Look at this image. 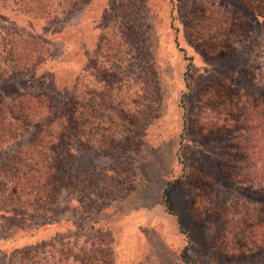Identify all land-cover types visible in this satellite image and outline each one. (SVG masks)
<instances>
[{
	"label": "rangeland",
	"instance_id": "374dc122",
	"mask_svg": "<svg viewBox=\"0 0 264 264\" xmlns=\"http://www.w3.org/2000/svg\"><path fill=\"white\" fill-rule=\"evenodd\" d=\"M82 1L75 8H60L53 20L0 9V35L34 34L52 46V57L35 69L0 79L1 101L25 91L52 96L85 75L94 95L90 115L96 132L91 146L80 142L71 151L78 174L91 179L88 217L73 200L55 213L69 222L0 239V259L61 232L55 247L42 249L46 264L60 259L50 258L51 252L58 257L75 240L94 247L103 243V249L107 236L113 264H264V243L245 248L243 255L222 247L225 221L235 232L238 218L255 208L256 223L262 222L264 182L255 179L263 180L264 172L255 176V169L249 176L254 185L224 177L235 161L254 164L245 157L252 145L234 141L242 129L224 138L215 130L231 128V121L221 122L226 112L220 111V101L231 93L252 96L264 108L259 0H146L144 7L139 0ZM34 81L39 84L32 87ZM54 98L56 106L61 95ZM18 146L6 143L2 155ZM101 167H115L119 174H106ZM80 189L76 185L73 193ZM82 223L86 226L79 229ZM71 225L75 228L68 232ZM2 227L0 236L15 231L9 222ZM241 238L249 243L247 235Z\"/></svg>",
	"mask_w": 264,
	"mask_h": 264
},
{
	"label": "trees",
	"instance_id": "16d2710c",
	"mask_svg": "<svg viewBox=\"0 0 264 264\" xmlns=\"http://www.w3.org/2000/svg\"><path fill=\"white\" fill-rule=\"evenodd\" d=\"M82 2V0H0V9L18 11L34 19L53 20L59 15L60 8H67V6L75 8ZM139 2L140 6H146V0H139ZM259 2L261 7L257 11L264 12V0ZM122 14L126 15L123 8ZM51 57L52 46L41 36L11 32L0 35V79L19 75L24 70L35 69ZM86 78L85 75L77 77L71 88L58 90V93L54 92L52 96L25 91L10 95L7 102L0 99V228H3L2 225L6 222L15 227L13 233L0 236V239H7L18 231L32 232L43 226L69 222L70 219H58L55 213L68 208L73 200L78 201L84 212L87 211L82 213L84 218L88 217L91 206L89 202V190H92L91 179L86 176L84 178V174H78L77 168L73 165L74 155L71 153L78 143L82 142L85 146H91L95 138L96 132H93L91 127L90 115L94 95L88 89V83L83 81ZM36 84L39 83L34 81L32 87L37 86ZM65 91H70V96L64 97L62 92ZM55 94L61 95L56 106L54 105ZM214 96L216 97L217 94ZM220 102V104L224 103V107H219L220 111L226 112V118L221 122L231 121V125H228L231 128L222 130L215 128V130L218 131L220 138H224L231 130L236 132L242 129V133L234 137V141L241 144L244 143L241 139H244L247 141L246 144L244 143L246 146H248V140L250 141L252 150L248 154L249 145L245 150V157L254 163L250 167V165H238L235 161L226 167L224 177L233 178L239 183L251 181L249 176L255 169V176L259 170L262 174L264 172V108L253 103L252 96L244 94L231 93L229 99H223ZM102 106L101 101L98 108ZM229 114L232 117L227 119ZM99 122L102 123V121ZM147 124H149L148 121L143 122L142 137L145 136ZM230 136L232 137L233 134L231 133ZM113 140H116L115 137L111 138V141ZM8 142H17L19 146L2 155V147ZM98 146L102 148V144ZM231 146L227 145V147ZM228 152L231 150L228 149ZM241 157L242 155L235 156L237 160ZM235 158L232 157L231 160L234 161ZM84 167L89 168L87 165ZM101 169L106 174L114 173L116 177L119 174L115 167H101ZM255 180L264 182V179ZM257 182L256 185L262 188V183L257 184ZM78 184L81 189L74 194ZM251 184L254 185L252 181ZM65 191L71 196L63 195ZM63 203L65 205L60 207ZM258 214L255 208L243 214V217L238 218L236 222V224L239 223V228L237 227L235 232L228 220L225 221L220 230V238L224 242L222 247H233V252H240V255H243L245 248L254 249L264 243V216L262 222L256 223L260 221ZM219 216L226 220L222 214ZM85 226L82 223L78 228ZM73 228H75L73 225L68 227V232ZM250 229L249 234H241L242 231L247 233ZM4 230L8 232L7 229ZM60 235L61 232H58L48 241L42 239L5 252L0 261L5 264H46L47 259L41 256L42 249L48 246L55 247V242L59 240ZM245 235L249 243L241 238ZM75 243L76 245H73ZM71 244L61 249L59 251L61 255L58 257L51 252L50 258L60 259L50 260L48 264H56L59 261V264H72L69 263V258L73 264H113L114 251L108 236L103 249V243H100V247H94V244L87 240L84 244L77 245V240L72 241ZM254 244L258 245L253 246Z\"/></svg>",
	"mask_w": 264,
	"mask_h": 264
}]
</instances>
